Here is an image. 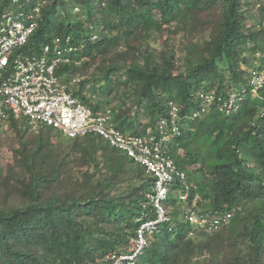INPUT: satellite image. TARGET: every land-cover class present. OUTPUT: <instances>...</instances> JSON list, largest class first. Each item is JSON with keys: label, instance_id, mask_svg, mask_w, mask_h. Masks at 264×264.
<instances>
[{"label": "trees", "instance_id": "1", "mask_svg": "<svg viewBox=\"0 0 264 264\" xmlns=\"http://www.w3.org/2000/svg\"><path fill=\"white\" fill-rule=\"evenodd\" d=\"M12 1L0 0V16ZM65 2L15 5L42 9L26 52L71 37L79 63L58 75L79 79L74 96L96 114L110 109L126 134L148 136L168 117V103L180 102L189 131L165 149L188 175V203L198 195L201 213L233 214L220 229L191 236L175 179L180 192L163 202L176 207L173 218L146 233L138 263L264 264V86L257 97L250 83L252 71L264 70V0H68L59 14ZM213 90L224 99L241 94L238 111L189 117L199 108L195 94ZM7 123L18 149L8 162L0 158V264H105L156 217L155 176L107 141L53 142L29 136L14 116Z\"/></svg>", "mask_w": 264, "mask_h": 264}, {"label": "built area", "instance_id": "2", "mask_svg": "<svg viewBox=\"0 0 264 264\" xmlns=\"http://www.w3.org/2000/svg\"><path fill=\"white\" fill-rule=\"evenodd\" d=\"M38 13L39 8H36L27 16H3L9 28L0 29V127L8 119L10 112L15 116H27L33 127L44 123L72 138L95 133L110 141L112 146L127 152L129 157L155 174L158 178V194L154 205L158 220L144 224L139 229L138 238L132 242V254L113 256V263H109L136 264L139 255L147 246V231H152L156 224L169 219L168 213L161 205V200L166 196L165 185L171 181L169 171L175 169L172 162L166 161L164 157L162 143L167 139L163 137L159 140L155 136L126 138L114 129L109 116L94 115L92 110L75 98L68 91V85L62 83L56 75V69L69 61L57 48L59 40L56 41V56H51L52 47L46 46L44 55L40 58L19 56L13 59L14 50L25 44L35 30ZM255 76H258L255 78L258 88L262 86L264 76ZM177 110L174 108L173 112ZM160 134H164V126ZM188 198V192L181 196V200L186 203ZM187 214L192 224L209 230L217 229L222 222L224 224L230 218V215L222 219L212 218L194 211H188Z\"/></svg>", "mask_w": 264, "mask_h": 264}, {"label": "clouds", "instance_id": "3", "mask_svg": "<svg viewBox=\"0 0 264 264\" xmlns=\"http://www.w3.org/2000/svg\"><path fill=\"white\" fill-rule=\"evenodd\" d=\"M18 3H19V0H13L11 6L10 7L8 6L6 8V10H4V12L2 13V15L0 16V29H2L4 27L5 28H9V26L6 25V23H5L6 22V19L3 18V16L5 14L8 15V16H13V17H17V16H20V15L27 16V15L31 14L32 12H34V10L36 8H39V13L37 14V17H36V28H35V30L30 34V36L28 37V40L26 41L25 44L17 47L14 50L15 53L13 55L14 56L13 59H17L19 56L29 57V58H33V57L40 58L42 55H44L46 46L52 47V52L50 53V55L51 56H56V52H55V49H56V41L59 40V42L57 43V48H59V50L62 51L64 57H66V58L69 59L68 63H63V64H61L56 69V75H57V77L60 78V76L58 75L57 71L62 66H66V65L70 64L71 62L79 63L78 60H73L75 58V53L77 52V49L73 45H71V37H66V38L54 37L51 41H49V42L45 43L44 45H42L39 52H35V53L26 52L25 47L29 44L30 39L33 37V35L35 34L36 29L38 28V21H39L38 18L40 17V14H41L42 9H41V5L37 4V5H35L33 7V10H30V11L28 10L27 11V10H25V8H23L21 6H19V7L15 6ZM12 9H16V14H13L12 12H10ZM74 12H80V8L79 7H76L74 9ZM95 38L96 37H94V39ZM83 59H84V57L80 61H83ZM255 75L264 76V70L257 69L256 71H252V74H251V77H250V83L252 85V93L258 97L259 96V91L264 86V82H263L262 86L256 88L255 78L258 77V76H255ZM61 82L64 83V84H66V85H68V88H69L68 91L71 92V90H70L71 86L74 83H78L79 82V79H75L70 84L68 82H64L62 79H61ZM75 98H77V97H75ZM194 98H195V100L199 101L200 104H199L198 110L191 112L192 116H189V117L193 118V120L197 119L199 116L208 115L210 113L211 108L212 109L214 108V109L218 110L219 112L223 113L226 116H232L234 113H236L238 111L239 103H240V101L242 99L241 98V94H239V93H231L228 98L224 99L222 96H219L215 90L211 91L210 93L197 92L195 94ZM168 108H169V115H168V117L167 118H162V119L158 120V122H157V128H156L155 131H153L151 128H148V132L150 134L148 136H145V137L126 134V133H123L122 131H120L119 129H117L115 127V124H114V121H113L114 119L112 117V114H110V109H107L106 110V113L104 115L109 116L110 122H111L112 126L114 127V129L117 130L122 136H124L126 138H130V137L131 138L132 137H142V138H146V137H149V136H155L154 133H157L159 135V137H160L159 140L161 138H163V137L167 139L166 141H164L162 143V149H163V152H164V155H165L164 157L166 158V161L172 162V164L174 165V168L175 169L173 171H169V173L171 175V181L168 182L165 185V188H166V196H165V198L163 200H161V205L163 206V208L168 213V218L169 219L166 222H161V223L159 222L158 224H156L154 226V228L152 229V231H147V233L148 234H153L156 231V229L158 228L159 225H161L163 223H168L173 218L171 215H172L173 211L176 209V207L175 206L174 207H170L169 209L168 208H165V206L163 205V202H165L167 200V197H168V195L170 193L171 187L173 186L174 181L176 179V180H178L182 184V186H184V191L179 194L178 199H179V201H181L183 203V205H185L184 206L185 208L184 207L181 208L184 211L183 218H184V220H186L188 222L189 227L192 229V232L190 233V235L193 236L194 231H201V230H204L205 228H201V227H199L196 224H192L190 222L189 218H188V215L190 214V213L187 214L188 211H194V212L199 213L200 215H208L210 217H211V215L210 214H203L200 211L196 210V201L198 199H200L198 195L196 196L195 201L193 202V204L192 205H189L188 202L190 200V188H191V184L188 181V175H187L186 171L181 170L179 168V166L176 164V161H175L174 157L171 155V151H168V150L165 149V147L167 145L169 146L177 137L183 136V134H185V133H187L189 131L188 126L185 125V124H183V121H182V119L180 118V115H179V114H181L182 110H184V106L180 102L170 101L168 103ZM174 108H177L178 109L177 112L176 111L173 112V109ZM93 114L96 115V116H100L101 115L100 113H97L96 114L94 112H93ZM10 116H14V118H16V120H18V118H22V116H25V115L15 116V115H13L12 113L9 112L8 119L10 118ZM25 117H27V116H25ZM8 119L2 124V126L0 127V129H2L4 126H9V124L7 123ZM27 119H28L29 128L31 129V131L38 130L40 124L45 125L44 123H39L37 127H33L32 124L30 123V119L28 117H27ZM146 121H147V123H146V125H147L148 122H150V121L148 119ZM18 122H19V126L20 127L21 126H24V122H21L19 120H18ZM45 126H47V125H45ZM163 126H164V134L161 135L160 134V131H161V128ZM47 127H49V126H47ZM50 128H52V127H50ZM57 131H59V130H57ZM59 132L63 133L62 131H59ZM63 134L66 135L65 133H63ZM89 135H94V136L100 137L103 140L107 141L106 139H104L103 137H101V136H99V135H97L95 133H88L86 135L77 136V137H73V138L72 137H69L68 135H66V136L68 138H71V139H77V138H83V137H86V136H89ZM156 138L158 139V137H156ZM107 143L109 144V146L112 149H115L118 152H120L121 154H123L124 156L132 159L136 164H138V165H140L142 167H145L146 170L149 173H151L153 176H155V174L153 172H151L150 170H148V168L145 165H142L141 163L136 162L134 160V158L129 157L127 155V152L119 149L118 147L112 146L111 143H110V141H107ZM155 179H156V183H155L154 191H153L152 196H150V198L152 200V203L151 204L154 207H155L154 200H155V198H157V194H158V190H157L158 178L155 176ZM187 192L189 194V198H188V202L186 203V202H184V201L181 200V196L184 193H187ZM155 210H156V208H155ZM227 215H230V218L229 219H231L232 216H233L232 213H226V214L222 215V217H218V216H216V217H218L219 219H222L223 217H226ZM157 220H158V213H157V210H156V217L154 219H151L150 221H146V222L142 223L141 226H140V228L144 224H147V223H150V222H154V221H157ZM228 220H227V222H228ZM226 223H224V224H226ZM220 227L221 226L219 225L217 229H220ZM174 228H175V226L171 227L170 230L172 231ZM207 230H208V232H211L213 229L212 230L207 229ZM214 230H216V229H214ZM145 237H146V234H145ZM137 238H138V234H137ZM137 238H135L134 240H136ZM134 240L131 241V246L128 248V250L125 251V253H113V254L108 255L106 257V259H105L106 260L105 261V264L113 263V260H112V257L113 256L120 257L122 255H130V254H132L131 248L133 247L132 242ZM146 240H147V238H146ZM147 246H148V241H147ZM146 247L143 249L142 253L144 252V250L146 249ZM142 253L139 255L138 259L141 257ZM138 259L136 260V264H139L138 263Z\"/></svg>", "mask_w": 264, "mask_h": 264}, {"label": "rangeland", "instance_id": "4", "mask_svg": "<svg viewBox=\"0 0 264 264\" xmlns=\"http://www.w3.org/2000/svg\"><path fill=\"white\" fill-rule=\"evenodd\" d=\"M78 7L82 10L81 6H78ZM64 10H68V0H66L64 7L59 8L58 13L61 14V13H63ZM10 12H12L13 14H16V9H12ZM165 39H166V36H164V40ZM158 42H159L160 46H162V43L164 41L159 40ZM105 113H106V111H104V110L102 112H100L101 115H104ZM18 120L21 122H24V126L20 127L21 130H24V128L29 127V122H28L27 117L22 116V118H18ZM142 120L144 121V124L147 123V121H146L147 119L145 118V116H144V118H142ZM36 132L44 134L45 138L51 137L53 139V142L62 141L65 143H67V142L69 143L71 141V138H68L63 133H61V132H59L53 128L42 125V124H40L38 130L30 131L28 135L33 136V135H35ZM15 133L16 132L14 130L10 129L9 126H4L2 129H0V158H3L4 160H6L5 163L10 160L11 155H12V151L15 149H18V143L15 140V138H16ZM37 137L39 139L40 135H37ZM134 164H136V163H134ZM136 165H138V164H136ZM171 188L172 189H171L169 197H170L171 201H174L175 196L177 195V193L180 192V190L177 187H171ZM171 207H174V205H171ZM183 225L186 229H188V223L186 222V220H183ZM120 253H125V250H122Z\"/></svg>", "mask_w": 264, "mask_h": 264}]
</instances>
